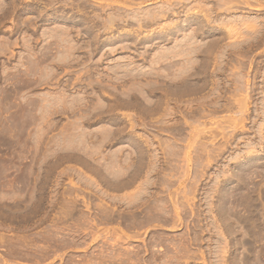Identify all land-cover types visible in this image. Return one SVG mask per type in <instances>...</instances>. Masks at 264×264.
<instances>
[{"label":"rangeland","instance_id":"rangeland-1","mask_svg":"<svg viewBox=\"0 0 264 264\" xmlns=\"http://www.w3.org/2000/svg\"><path fill=\"white\" fill-rule=\"evenodd\" d=\"M0 264H264V0H0Z\"/></svg>","mask_w":264,"mask_h":264}]
</instances>
